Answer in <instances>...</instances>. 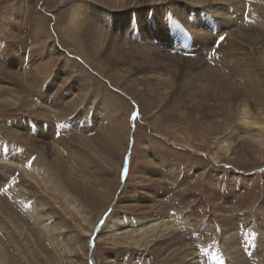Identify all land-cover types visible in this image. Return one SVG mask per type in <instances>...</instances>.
<instances>
[{
	"label": "rangeland",
	"instance_id": "obj_1",
	"mask_svg": "<svg viewBox=\"0 0 264 264\" xmlns=\"http://www.w3.org/2000/svg\"><path fill=\"white\" fill-rule=\"evenodd\" d=\"M87 2L89 0H0V51L3 52L2 59L12 63L10 75L0 68V158L4 155L2 158L10 161L12 155L7 156V152L12 153V150L22 155H14V168L4 171L3 165H0V172L9 178V184L13 182L10 177L15 180V174L24 173L26 157L22 145L30 149V169L33 170L37 153H33L34 149L31 148L40 145L45 148L47 159L55 161L59 158L57 160L66 166L68 173L61 171V175L58 174L54 170L57 167L51 161L49 167L54 173L47 175L49 181L30 182L32 191L38 193L35 197L46 196L53 214H56L54 222L63 224L64 231L58 235V239L50 237L43 221L37 223L27 215L25 207L12 200L9 192L13 185L0 187V264H185L193 249L199 254V259H196L198 262L202 260L203 264H264V147H258L250 140L242 141L241 151L238 153V150L231 157L219 150V142L229 138V133L236 130V126L228 130L227 126L219 124L209 131L202 128L200 132L185 127L167 133L162 132L166 128H161L160 124L151 127L134 100L108 81L110 70L102 54L101 58H97L96 52L93 55L85 50L83 36L87 27L70 29L72 7L75 3ZM38 12L39 18L36 17ZM13 13L16 18L12 16ZM85 17L89 21L93 19ZM37 26L56 40L60 55L71 61L77 71L75 77L81 76L87 86L93 83V94L99 96L95 104L110 97L116 111L126 114L129 124L131 121L134 123L131 125L134 140L132 143L130 141L123 160L113 159L102 142L103 138L110 136L104 131L113 125L115 112L108 119V126H103L101 130L88 132L89 122L84 118L71 134L72 138L76 137L75 141H79L78 146L87 139L85 142H88L95 161L91 170L69 159L65 147H59L57 142L52 143L46 137L42 139L36 132L40 126L39 120L33 118L35 127L33 133H29L30 138L23 133L28 131L24 127L25 120H30L26 110L36 96L31 92L34 90L21 87L22 80L28 84L34 80L38 82L40 76H37L31 60L48 58L45 55L40 57L41 47L37 44L34 46L32 42L34 33L35 39L37 37ZM97 61L101 62L100 67ZM38 62L51 65L49 59ZM26 64L30 67H26ZM111 72L118 74L113 70ZM59 77L62 79L64 76ZM249 79L254 81L253 77ZM43 88H47V83ZM8 89H13V92L7 93ZM73 91L72 98H84L78 87ZM249 107L254 112V105L250 104ZM89 108L91 119L95 110ZM133 113L137 114L135 119L132 118ZM252 115L259 122L264 121V117ZM52 116H55V120L59 118L56 113ZM13 131L24 135L19 139L20 145H14ZM9 133L10 137L5 136ZM149 143H153L154 148L175 163L176 168L170 171L180 176L181 184L171 181L168 171L154 159V152L145 155V147ZM11 145L14 149H11ZM55 149L61 151V158L55 156ZM70 165L71 169L68 167ZM100 166L105 172L100 170ZM142 172H146L147 176ZM229 174L241 175L247 183L235 184ZM195 177L200 179L198 183ZM60 194L73 200L81 208V214L68 208L67 200L62 199ZM122 200L125 201L119 204ZM35 202L38 203L39 199ZM159 204L167 211L164 215L178 212L182 215V221L186 222L185 219L189 217L190 222L196 225L193 229L185 227L172 232L171 235L175 237L172 242L177 243L175 247H172L170 240L154 241L152 237L145 239L147 246H142L144 241L138 246L131 240L127 241L129 236L96 239L97 227L101 221L104 222L103 218L108 221L111 216L151 214L159 209ZM9 206H12V212ZM221 210L230 216L226 222L220 221ZM85 219L90 224L86 223L84 227ZM228 234L230 236L227 237ZM133 240L138 241L136 238ZM238 241L239 245L236 244Z\"/></svg>",
	"mask_w": 264,
	"mask_h": 264
},
{
	"label": "bare ground",
	"instance_id": "obj_2",
	"mask_svg": "<svg viewBox=\"0 0 264 264\" xmlns=\"http://www.w3.org/2000/svg\"><path fill=\"white\" fill-rule=\"evenodd\" d=\"M71 12L70 29L87 27L83 36L85 50L91 51L93 55L96 52L97 58H101L102 54L110 70L108 81L134 100L151 127L160 124L161 128H166L162 132L167 133L185 127L198 131L205 128L207 131L219 124L227 126L228 130L236 126V130L229 133L230 140L227 138L219 142V150L231 157L242 147V141L250 140L257 143L258 147H264V121L259 122V119L252 115L254 113L264 117V0H89L87 4L75 3ZM85 15L93 19L89 21ZM12 16L16 18L15 13ZM81 16L83 18L80 20ZM36 17H40L39 12ZM37 28V37L35 39L34 33L32 42L34 46L37 44L41 47L40 57L45 55L48 58L31 60L37 76H40L38 82L34 80L28 84L22 80L21 87L34 90L35 92H31L36 96L31 99V107L26 110L31 122L29 119L25 120L24 127L28 131L23 133H27L30 138L29 135L35 127L33 118L39 120L40 126L36 132H39L42 139L46 137L52 143L57 142L59 147H65L69 159L86 170H91L95 161L93 156L91 157L88 142H85L87 139L78 146L79 141H75L76 137L72 138L71 134L77 129V123L84 118L89 122L88 132L95 133L106 125L115 112L114 116L112 115L115 118L113 125L104 131L110 133V136L103 138L102 142L113 159L123 160L130 141L132 143L134 140V132L131 130L134 123L131 121L129 124L126 114L116 111V105L110 97H105L101 103L95 104L99 96L93 94V83L87 86L81 76L75 77L77 71L71 61L60 55L56 40H52L40 26ZM15 31L14 29L13 33ZM219 36L224 39L221 41ZM15 51L16 49L13 52ZM2 53L0 51V59L4 58ZM43 59H49L51 65L38 62ZM96 63L100 67L101 62ZM26 67H30L29 64H26ZM0 68L10 75L12 63L2 59ZM112 70L118 74L115 75ZM60 75L64 77L61 79ZM250 77H253L254 81H250ZM46 83L47 88H43ZM76 87L84 94L82 100L71 97ZM12 92L13 89L7 91ZM250 104L254 105V112L251 111ZM89 107L95 110L91 119ZM53 113L59 118L56 117L55 120ZM239 125L242 126L241 129L237 128ZM13 132L14 145H20L19 139L24 135ZM5 136L10 137V133ZM24 142L27 144L26 140ZM149 144L145 145V155L154 152V159L168 171L171 181L177 185L181 184L180 176L170 171L176 168L175 163L156 147L155 149L153 143ZM22 147L26 157L25 169L22 168L24 173L17 176L15 174V180L10 177L13 182L9 184L8 180L3 186L13 185L9 192L12 200L25 207L27 215L37 223L43 221L50 237L58 239V235L64 231L63 224L54 222L53 217L56 214H53L46 196L35 197L38 193L32 191L30 182L49 181L47 175L53 174L54 170L60 175L61 171L68 174L66 166L57 160L59 158L55 161L48 160L44 153L45 148L38 145L31 148L34 149L33 153H37L33 164L36 167L31 170L30 149L23 145ZM11 149H14L12 145ZM55 151V156L60 157L61 151ZM17 153L21 155V152L15 150H12V153L7 152V156L12 155L10 161L1 155L2 170L7 171L16 166L12 160ZM51 161L53 166L57 167L54 170H50ZM127 166L129 169V165ZM68 167L72 168L71 165ZM100 170L104 171L102 167ZM142 175L147 176V173L142 172ZM62 176L67 178L63 174ZM160 176L162 177V174ZM229 176L235 184L247 183L241 175ZM195 181L198 183L200 179L195 177ZM59 196L67 200L68 208L81 214V208L75 205L73 200L64 194ZM37 199L38 203L35 202ZM124 201H119V204ZM159 206V209H156L158 212L151 214L115 218L111 216L108 221L103 218V225L97 227L96 239H112L117 235L129 236L127 241L131 240L130 242L137 246L144 241L142 246H147L145 239L149 237L154 238V241L167 239L172 242L175 237L171 234L175 230L196 227L189 217L185 219L186 222L182 221V215L178 212L164 215L167 211L161 208L160 204ZM8 209L12 212L13 208L9 206ZM220 212L221 222L230 218L226 211ZM4 218L8 219L7 216ZM83 222L84 227L86 223L90 224L88 219ZM85 230L88 233L86 228ZM73 237L78 241L77 237ZM134 238L138 241H132ZM239 243L238 241L236 244ZM172 244V247H175L177 243ZM197 256L198 252L193 249L185 264H203L202 260L198 262Z\"/></svg>",
	"mask_w": 264,
	"mask_h": 264
},
{
	"label": "snow or ice",
	"instance_id": "obj_3",
	"mask_svg": "<svg viewBox=\"0 0 264 264\" xmlns=\"http://www.w3.org/2000/svg\"><path fill=\"white\" fill-rule=\"evenodd\" d=\"M221 41L224 39V37L223 36H219L218 37ZM213 44H215V41L213 42ZM136 113H133V119H135L136 118ZM8 177H5L3 174H2V172H0V187H3V185L4 184H6V183H8ZM101 225H103V221H101ZM197 259H199V257L197 258Z\"/></svg>",
	"mask_w": 264,
	"mask_h": 264
}]
</instances>
